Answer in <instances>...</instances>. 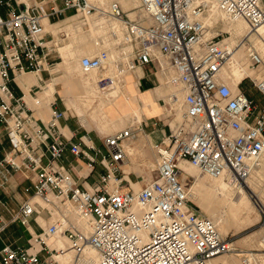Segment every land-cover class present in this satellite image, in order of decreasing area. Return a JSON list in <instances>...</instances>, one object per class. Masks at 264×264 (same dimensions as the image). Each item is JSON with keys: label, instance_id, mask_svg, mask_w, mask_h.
Instances as JSON below:
<instances>
[{"label": "built area", "instance_id": "built-area-1", "mask_svg": "<svg viewBox=\"0 0 264 264\" xmlns=\"http://www.w3.org/2000/svg\"><path fill=\"white\" fill-rule=\"evenodd\" d=\"M61 1L62 9L54 6L48 12L43 3L18 9L0 0L7 8L0 13V123L11 144L0 160V186H6L12 172L32 173L27 191L32 189L33 196L13 220L29 227L44 210L55 217L32 233L27 246L5 244L0 264H62L57 255L63 248L48 243L61 234L74 250L69 264H87L88 248L96 252V264H224L219 258L231 253L241 264H264V250L261 255L239 252L233 238L191 202L180 168L189 162L201 174L223 177L234 186L264 172V106L240 88L251 78L264 96V75L259 73L264 68V0H140L144 16L135 18L117 1ZM214 9L228 22H246L248 30L235 44L228 41L231 31L208 22ZM69 10L77 31L104 35L98 37L102 48L80 60L85 73L107 70L96 82L100 90L123 85L125 76L139 68H152L159 84L182 95L183 118L174 126L168 123V134L154 145L156 176L138 190L121 175L130 143L142 130L138 119L106 135L101 145L75 140L60 129L66 113L55 99L44 121L11 88L17 76H40L55 65L53 53L65 33H52L48 40L45 19ZM238 61L254 74L244 77L236 91L223 74ZM172 97L162 99L171 119ZM160 122L165 119L153 124ZM66 152L84 159L92 171L102 168L93 187L80 185L60 163ZM262 225L264 229V217ZM262 240L264 245V231Z\"/></svg>", "mask_w": 264, "mask_h": 264}, {"label": "crops", "instance_id": "crops-1", "mask_svg": "<svg viewBox=\"0 0 264 264\" xmlns=\"http://www.w3.org/2000/svg\"><path fill=\"white\" fill-rule=\"evenodd\" d=\"M42 3L45 5L48 12L51 11L54 6L61 9L64 6L61 0H45V3ZM0 13L3 14L1 11ZM71 15H74V11L69 10L59 16L51 17L49 20L45 19L46 28L50 29L54 27L53 34L55 37L58 36V32L65 33V37H60L62 39L61 44L69 39V35H71L72 32L73 35L77 32H81L77 31L74 24L73 26L71 25ZM52 20L58 21L53 23ZM59 24L60 26L57 30L56 27ZM68 47L69 46L62 47L61 49H68ZM58 50H55L54 52ZM72 56V52H64V60L59 63H57L56 58L53 56L57 68L50 70L49 74L53 75L51 79L46 80V77L48 76V73L46 72L42 73L40 76L28 72L17 76L11 82V88L17 97H23L29 106L34 109V115L44 121L49 119V104L55 99L58 107L66 113V116L60 123L61 131L69 137L72 134L75 135V140L84 139L85 141L89 140L97 145H101L102 140L106 135L95 138L91 136V126L86 117L88 109H92L89 114L97 123L100 132L103 134L111 132L116 128H120L125 121V116L131 113L132 110L127 104L126 106L123 105V107L113 105L111 113L106 115L101 105L91 98L93 93H98L96 81L100 75L94 72H83V70L79 68V62L72 68V62L70 59ZM61 70L65 71V74L62 77L54 75ZM152 72V68H139L134 74L129 75L128 77L126 75L125 83L127 82V88L124 91L119 89L120 85H118V88L116 89L118 90V93L114 97L118 96L117 98H119L123 97L125 93L126 95L129 94L127 97L132 99V104L137 109L139 116H141V120H139L138 117H136V119H138V125L141 126L142 130L137 132L136 138L131 141L129 147L130 153L133 154L134 151V148L131 146L138 142L141 144L142 149H145L149 156L153 155L155 159L154 145L168 134L170 129L168 123L170 122H160L159 126H154L153 124L158 118L167 116L165 108L162 109L161 106L162 97L167 92L165 91L164 93L163 89L159 87L160 78ZM123 86L125 87L124 84ZM114 97L113 100L115 99ZM72 107L77 112L78 120L75 119V115L71 111ZM110 122L113 124L111 127L109 126L111 125ZM10 149L11 144L7 137L5 127L0 123V160L10 151ZM60 163L70 169L74 179L80 185L87 188H91L95 185L98 181L99 174L102 172L101 167H97L95 171H92L84 159L77 158L70 152L64 154ZM124 166L126 165H123V167ZM151 166H153V164ZM180 166L182 168V175L188 177L186 169L187 167L192 168L193 166L188 162H181ZM125 170L126 172L129 171V169ZM32 184L33 174L23 171L16 173L12 172L11 178L6 186H0V249L5 244H9L13 247L27 246L32 233L41 232L55 219V217H52L47 210H44L42 214L36 215L32 219L29 227L23 225L19 221L13 220V215L18 211L24 201L33 196L32 189L29 192L27 191L28 188L32 187ZM134 186L138 189L141 187V184L136 183ZM230 259L231 258L227 259L225 264H229L228 261Z\"/></svg>", "mask_w": 264, "mask_h": 264}, {"label": "rangeland", "instance_id": "rangeland-1", "mask_svg": "<svg viewBox=\"0 0 264 264\" xmlns=\"http://www.w3.org/2000/svg\"><path fill=\"white\" fill-rule=\"evenodd\" d=\"M10 3H12L14 5V7L16 8H22V6L27 5L25 3H22L21 0H9ZM91 2L95 3V4H103L106 5L108 3H110L111 1H117L121 4L122 8L124 9V11L126 12L127 15H129L132 18H135L136 16H144V12L143 9L141 7V3L140 0H90ZM105 3H102V2ZM29 5H35V4H42V2L45 3V0H29ZM7 8L3 5H0V11L3 12V14L6 13ZM58 20H52L53 23L57 22ZM219 26V28H222L224 30H229L231 31L232 35L229 38L228 41L230 42H237L238 37L236 36L235 32L233 31L234 29L239 28L238 26L239 23H243V22H228L226 21V19H224L223 16L219 15V17L214 21V25ZM243 27H246L247 24L243 23L242 24ZM60 24L57 25V30L59 28ZM53 28H46L47 34H46V38L48 40L52 39V33ZM244 30V29H243ZM99 33V32H98ZM56 34V33H55ZM60 36V35H59ZM103 33L101 34H96V32L93 34V36H89L86 35L83 32H77L75 33V35H73V32L71 35H69V39L66 40L63 44H61L59 47V50L53 53V56L56 58L57 63L61 62L64 60V52H72L73 56L70 58L71 62H72V68L75 67L78 62L80 63V60L83 56L85 55H91V54H95L97 53L102 47L101 45H99V43L97 42V38L98 37H103ZM100 40V38H98V41ZM69 46L68 49H61L62 47H66ZM88 49V51H87ZM243 54L242 51H239V55ZM239 58H241V56H238ZM57 68V64L53 65L52 67H50L51 69H56ZM79 68L80 64H79ZM49 71H44L43 73H48V76L46 77V80H49L53 77V75L49 74ZM82 70V69H81ZM251 70V69H249ZM107 70H102L99 72V75H106ZM229 73V67H227L226 70ZM135 71L129 73L127 75V77L129 75L134 74ZM77 73V72H75ZM254 74V72H252ZM261 75H264V68L261 72ZM65 74L64 70L58 71L56 74H54L55 76H59L62 77ZM230 74V73H229ZM100 77V76H99ZM233 80V78L231 79ZM160 81V80H159ZM162 81V80H161ZM160 83V82H159ZM125 85V87L123 85H120L119 89H122L125 91V89L127 88V82L123 83ZM124 87V89H123ZM159 87H161L165 93V91L167 92L165 95H163L162 98H166L167 95L169 94V92L167 91L168 89H170L169 87H166L163 84H159ZM242 90H244L245 92H247L249 94V96H251L260 106H264V96L261 95L256 88L253 85V82L251 80V78H247L243 85H241L240 87ZM129 89V88H128ZM161 89V90H162ZM161 106L162 109L165 108V104L163 102V100H161ZM113 108L107 110L108 111V115L111 113ZM181 112V115H178V112ZM182 106L180 109H174V117L173 119L171 118H164V116L162 117L163 119H165V121H167V119L169 120V122H172V125L174 126L176 121H181L182 120ZM71 111L73 112V114L75 115V119L78 120V116H77V112L76 110L72 107ZM92 111L91 108L88 109L87 113H86V117L89 120L90 123V134L92 137H98V136H105V135H110V134H114L117 131H120L122 129H125L127 127H129L132 122H134L133 119L136 118L134 113H129L128 115L125 116V121L123 123V125L120 128H116L111 132H107V133H101L99 130V126L97 125V123L91 118L90 116V112ZM166 113V112H165ZM139 120H141V116L138 117ZM111 125H109L110 127L113 125L112 122H110ZM139 138V137H138ZM131 147L134 148L133 154L130 153L129 155V159L128 161L124 164L126 166L122 167L123 168V172L121 173V175L123 176L124 180H128L129 183L132 184V187L136 190L134 184L136 183H140L141 186L143 187L144 184H146L150 179L154 178L156 176V172L153 171V167L155 166V159L154 156H149V154L145 151V149H142L141 144L140 143H135L133 144ZM151 162V163H150ZM128 164V165H127ZM153 164V166H151ZM125 169H129L128 172H126ZM186 173L188 177L185 176H181V180L187 185V189L189 190L190 185H198V186H207L208 188H213L215 186L218 185V181L220 180H214L212 177H209L207 175H203L200 173L199 170L195 169V168H191V167H187L186 169ZM217 181V182H216ZM227 181V180H226ZM226 181H223L225 184L228 185V183ZM125 184V182L123 183ZM247 185L251 188V190L253 191V193L257 196L255 197L254 194L252 193L251 196L252 197H248L247 198H243L244 201L246 202V205L248 206V208L250 209V211L253 213L252 218L247 219L245 222L238 224L234 221H229L228 223H225V217H226V213H225V209H219L216 211H210L208 212V210L203 209L201 206H199V204L196 202V200L191 197L190 195V199L191 202L198 205L199 207H201V209L206 212L209 216H211V218L214 220V222L217 223L218 225V229L219 231H221L223 233V235L225 236V234H229L228 236L225 237H232L236 247L238 248L239 252L241 250H250L251 247L253 248H260V239L262 238V234H263V217H264V172L261 173V175H257L254 178L250 179L247 182ZM246 197V196H245ZM254 205H257L259 207V214L257 215L254 212ZM220 204H216V207H219ZM223 216V217H222ZM221 225V226H220ZM68 240V239H67ZM69 242V240H68ZM70 244V242H69ZM238 252V253H239ZM261 253L263 251H260ZM227 257H230L231 259L228 261L229 264H238L240 262V257L237 255V253H231L226 255Z\"/></svg>", "mask_w": 264, "mask_h": 264}, {"label": "bare ground", "instance_id": "bare-ground-1", "mask_svg": "<svg viewBox=\"0 0 264 264\" xmlns=\"http://www.w3.org/2000/svg\"><path fill=\"white\" fill-rule=\"evenodd\" d=\"M28 1L29 0H21L22 3L29 5ZM102 3H105V2H102ZM219 15L220 14L214 9L208 18V22L214 23V21L219 17ZM236 22L246 23L242 19H240ZM243 23H239V25H240V26H238L239 28L233 30L238 38L241 35L245 34L246 31L248 30V26L243 27V25H242ZM262 32H264V30ZM228 40H229V37H228ZM97 42L100 45L101 41H98V39H97ZM231 43L235 44L236 42L233 41ZM239 64H240L239 61H238V64L236 62L229 64L227 67H229V73L230 74L226 71L227 67L225 68L224 74H223V77L225 79H227V78L232 79L233 78L232 86H233V89L236 91L238 89L237 84H239L243 80V78L246 77L248 74H253L252 70L242 68L241 65H239ZM93 72L96 74H99L98 71H93ZM98 78H97V80H98ZM96 87H97L98 93H93L91 95V98L94 99L95 102H97L98 104L101 105V107L104 110L106 115H108L107 110L113 108V105H116L118 107H123V105L126 106V104H127V106L129 108H131V110L135 114V116L140 117L137 109L132 104V101H131L132 99L127 97L129 94L126 95V93H125V95H123V97L117 98L118 96L114 97L118 93V90H116L118 88L117 86L113 87L111 89H108L106 91L100 90L98 88L97 84H96ZM169 88L170 89H168V92H169L168 95H173L172 100H171L172 104H173V108L174 109L176 108L178 110L181 108L182 95L180 93H178L174 87H169ZM175 94L178 95V98L175 96ZM47 96H49V95H47ZM113 97L115 98L114 100H113ZM178 115L179 116L181 115L180 110L178 112ZM129 150H130V148H129ZM189 164L191 166L197 168L192 163H189ZM180 168H181V166H180ZM181 171H182V168H181ZM213 179L214 180L220 179L218 181V185L213 187V188H208L205 185L204 186H198V185H193V184L190 185L189 193H190L191 197H193L196 200V202L199 204V206H201L205 210H208V212L216 211L219 209L220 210L225 209V213H226L225 223H228L231 220V221H234L238 224H241V223L245 222L247 219L252 218L253 213L250 211V209L246 205V202L244 201V199L247 198V196L249 198L252 197L251 194L253 193L251 188L247 185V182H246V184L244 183L243 185L234 186L231 183H229L228 181H226V179H224L223 177L213 178ZM223 181H226L228 183V185L225 184ZM140 188H138V189H140ZM138 189H136V190H138ZM254 196L257 197L255 194H254ZM216 204H220V206L216 207ZM253 209H254V212L258 215L259 214V211H258L259 207L257 205H254ZM216 225H217V223H216ZM217 227H218V225H217ZM228 235L229 234H225V236H228ZM48 243L51 246L63 248V251H61V253L57 255V258L61 260L62 264H69L70 261L74 258V250L71 249V246H70L67 238L64 235H62V234L59 235V238H57L55 240L50 239L48 241ZM250 250L254 251L258 255H261L262 253L260 251L264 250L262 238L260 239V248L256 249L254 247L253 248L251 247ZM85 258H86L87 264H96L97 254L93 249L88 248L85 250ZM229 258L230 257H227L225 255V256L220 257L219 260L225 264L227 262V259H229ZM239 263L241 264V260Z\"/></svg>", "mask_w": 264, "mask_h": 264}]
</instances>
